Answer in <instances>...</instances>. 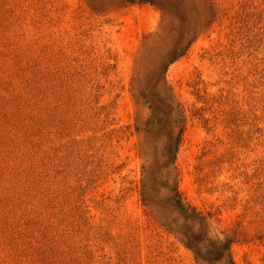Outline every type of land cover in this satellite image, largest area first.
<instances>
[{
  "label": "rangeland",
  "instance_id": "rangeland-1",
  "mask_svg": "<svg viewBox=\"0 0 264 264\" xmlns=\"http://www.w3.org/2000/svg\"><path fill=\"white\" fill-rule=\"evenodd\" d=\"M206 1L0 0V264H224L181 241L175 185L203 240L264 264V0L214 21ZM164 86L187 115L176 177L147 100Z\"/></svg>",
  "mask_w": 264,
  "mask_h": 264
},
{
  "label": "trees",
  "instance_id": "trees-1",
  "mask_svg": "<svg viewBox=\"0 0 264 264\" xmlns=\"http://www.w3.org/2000/svg\"><path fill=\"white\" fill-rule=\"evenodd\" d=\"M85 1L94 11H97L98 13L104 12L102 10H95V4L97 3V0ZM132 3L155 4L163 7L164 9L171 10L175 15L179 13V11H177V0H108L106 5H103V10L118 9L122 6ZM206 4H208V9H210L209 18L211 21L217 20L220 16H222L224 7L221 3L216 0H208L206 1ZM184 30H187L186 25L182 27V32H185ZM198 35L199 32H196L195 36L188 40L184 39V37H179V39L176 40L175 47H173L171 53L169 52L170 59L168 61V64L175 62L180 57L185 55L190 45L193 43V41H195V38ZM147 100L150 103V107L152 110L150 121L151 123H156L157 126L159 125L160 127H162L164 121L167 119L166 115L169 114V120L164 123L165 125H169V131L164 137V147L161 154L164 164L159 168L168 172L167 174L174 175L176 177L177 172L174 163L176 160L177 152L183 140V132L187 121L185 109L183 107V104L176 100V97L171 92L169 87H165L163 90H156L155 92L151 93ZM167 110H169L168 113ZM170 190L171 203L176 208L178 214L180 215V218H182L183 220L178 225L177 229L181 237V241L185 244V246L189 248L193 252L195 257L200 260L202 258H205L204 256H217L219 252H222L226 255L224 264H235L231 248L232 243H234L237 239V235H229L221 240L217 239L219 241L211 239L203 240L202 238L205 234V226L209 225L207 216L204 215V213H202L201 211H198L196 207L186 203L182 199L176 185L170 188ZM146 192L147 189L145 184L142 188V193L146 196ZM203 241H206L205 245L201 244ZM208 245L210 247H215V249H207ZM205 261L208 264H212V262H210L209 260V257L205 258Z\"/></svg>",
  "mask_w": 264,
  "mask_h": 264
}]
</instances>
